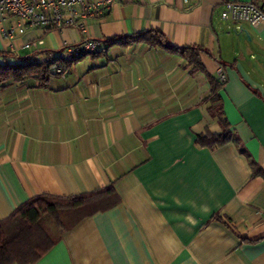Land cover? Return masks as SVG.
<instances>
[{"label": "crops", "instance_id": "0c3cea01", "mask_svg": "<svg viewBox=\"0 0 264 264\" xmlns=\"http://www.w3.org/2000/svg\"><path fill=\"white\" fill-rule=\"evenodd\" d=\"M227 1L250 0L115 3L89 24L103 52L45 85L0 86V221L37 195L113 186L119 197L30 264H264V27L223 20ZM147 30L193 47L202 70L130 38ZM36 39L43 45L21 47ZM79 39L28 29L13 50L0 31V63L42 61ZM220 65L233 138L209 148L197 137L222 131L210 110Z\"/></svg>", "mask_w": 264, "mask_h": 264}, {"label": "trees", "instance_id": "16d2710c", "mask_svg": "<svg viewBox=\"0 0 264 264\" xmlns=\"http://www.w3.org/2000/svg\"><path fill=\"white\" fill-rule=\"evenodd\" d=\"M153 47H161L170 53L187 58L191 71L202 70L199 56L193 47H177L169 43L166 36L154 30H147L130 37ZM122 38H114L116 43ZM71 65V64H70ZM51 77L43 61L29 58L14 63H0V86L12 82L35 79L45 85ZM218 81L212 91L211 112L219 118L222 131L216 134L198 135L197 141L203 146L214 148L229 142L233 132L224 117ZM64 202V203H62ZM119 202L113 186L87 194L70 197L37 195L20 205L8 218L0 221V264H30L42 258L61 238L63 232L75 226L80 219L98 211L111 208ZM45 215L57 216L55 233L43 223Z\"/></svg>", "mask_w": 264, "mask_h": 264}, {"label": "built area", "instance_id": "2783aa9c", "mask_svg": "<svg viewBox=\"0 0 264 264\" xmlns=\"http://www.w3.org/2000/svg\"><path fill=\"white\" fill-rule=\"evenodd\" d=\"M125 0H0V31L5 40L11 41V48L18 47L17 35L28 29L44 28L56 32L75 29L80 34L76 43H62L56 51L45 50L41 54L51 76L65 77L69 66L84 57L103 52L100 42L90 36L89 24L92 20L103 19L113 5ZM198 0H184L189 4ZM9 17L15 21L6 25ZM221 18L233 23H249L254 27H264V0L227 1ZM42 39L22 42L21 47L32 49L43 45ZM217 79L224 85L228 76L225 67L217 69Z\"/></svg>", "mask_w": 264, "mask_h": 264}, {"label": "rangeland", "instance_id": "374dc122", "mask_svg": "<svg viewBox=\"0 0 264 264\" xmlns=\"http://www.w3.org/2000/svg\"><path fill=\"white\" fill-rule=\"evenodd\" d=\"M50 49H55L54 47H49ZM64 203V202H62ZM57 216H49L45 215L43 217V223L47 228H53L54 231H51L52 233H55V227L58 224L57 223Z\"/></svg>", "mask_w": 264, "mask_h": 264}]
</instances>
